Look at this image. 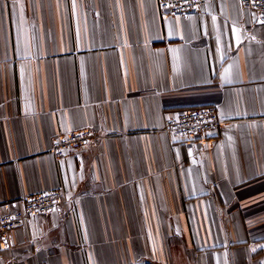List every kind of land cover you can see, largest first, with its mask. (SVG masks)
I'll return each mask as SVG.
<instances>
[{"label":"crops","instance_id":"1","mask_svg":"<svg viewBox=\"0 0 264 264\" xmlns=\"http://www.w3.org/2000/svg\"><path fill=\"white\" fill-rule=\"evenodd\" d=\"M209 105L217 130H165ZM55 189L0 264H264L261 16L241 0H0V216Z\"/></svg>","mask_w":264,"mask_h":264},{"label":"built area","instance_id":"2","mask_svg":"<svg viewBox=\"0 0 264 264\" xmlns=\"http://www.w3.org/2000/svg\"><path fill=\"white\" fill-rule=\"evenodd\" d=\"M162 13L176 14L195 11L206 4V0H156ZM246 9L257 12L264 21V0H241ZM222 124L215 105L187 110L182 115L170 119L165 130L176 139L203 137L217 130ZM96 132L90 127L59 135L52 143L51 151L58 158H64L83 148ZM63 192L59 189L26 197L23 208L0 216V244L8 243L12 231L22 226L31 216L54 211L61 204Z\"/></svg>","mask_w":264,"mask_h":264}]
</instances>
